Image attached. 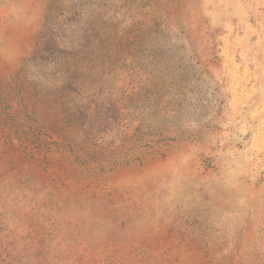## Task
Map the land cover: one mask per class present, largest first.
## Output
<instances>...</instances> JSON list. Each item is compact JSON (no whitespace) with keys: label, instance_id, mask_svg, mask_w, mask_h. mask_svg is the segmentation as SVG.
<instances>
[{"label":"rangeland","instance_id":"rangeland-1","mask_svg":"<svg viewBox=\"0 0 264 264\" xmlns=\"http://www.w3.org/2000/svg\"><path fill=\"white\" fill-rule=\"evenodd\" d=\"M0 264H264V0H0Z\"/></svg>","mask_w":264,"mask_h":264}]
</instances>
